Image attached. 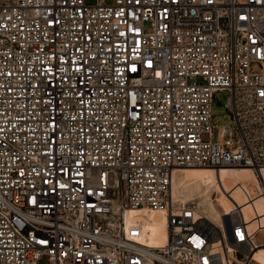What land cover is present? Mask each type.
Returning a JSON list of instances; mask_svg holds the SVG:
<instances>
[{
    "label": "built area",
    "instance_id": "2783aa9c",
    "mask_svg": "<svg viewBox=\"0 0 264 264\" xmlns=\"http://www.w3.org/2000/svg\"><path fill=\"white\" fill-rule=\"evenodd\" d=\"M186 167L264 188V0H0V264H256L264 225L176 200Z\"/></svg>",
    "mask_w": 264,
    "mask_h": 264
},
{
    "label": "bare ground",
    "instance_id": "6f19581e",
    "mask_svg": "<svg viewBox=\"0 0 264 264\" xmlns=\"http://www.w3.org/2000/svg\"><path fill=\"white\" fill-rule=\"evenodd\" d=\"M201 169L205 171L204 173L200 172L201 174L198 176L191 177L192 175L188 174ZM202 175L207 176V178L202 179ZM193 182L196 183L197 189L201 190L199 195L193 196L191 200L195 201L199 198L198 204L203 211L202 213L207 214L209 220L217 222L228 237L226 216H233L236 219L237 212L234 210L236 207L238 210H242L247 220L253 219L254 214H256L257 219L252 221L254 225L259 222L264 225V188L253 168L186 167L178 169L175 171L173 179L174 198L183 202L190 201H186L189 195L183 190ZM202 182H206L208 185L203 188ZM214 192H218L216 198L213 197L212 193ZM246 192L250 194L251 199L248 200ZM136 219H139L143 224L144 240L154 244L164 242L167 234L164 225L166 222L164 213L150 209L130 211L127 221L131 223ZM259 240L264 241L262 238ZM258 257L264 259V246L259 247L254 254L255 262Z\"/></svg>",
    "mask_w": 264,
    "mask_h": 264
},
{
    "label": "rangeland",
    "instance_id": "374dc122",
    "mask_svg": "<svg viewBox=\"0 0 264 264\" xmlns=\"http://www.w3.org/2000/svg\"><path fill=\"white\" fill-rule=\"evenodd\" d=\"M110 1H112V0H110ZM229 95H230L229 90H219L215 94V98H214V102H213V119H212L213 124H214V131H213L212 139L214 141L218 140L219 131H220L221 127L227 125L230 122V117L228 116V109L226 106ZM198 171H192V172H189L188 174H191L192 175L191 177H194V175L198 176L199 174H201L200 172L204 173L205 170L201 169ZM205 178H207V176L202 175V179H205ZM207 185L208 184L206 182L201 183V186L203 188H205ZM200 190L197 189L196 183L193 182L192 184H190L185 190H183V191H186V193L189 195V197L186 199V201L191 200L193 196L197 197L199 195ZM212 194H213V197L216 198L218 192H214ZM198 200H199V198L195 199L196 202H198ZM199 211H200L199 212L200 214H202L203 216L208 218L207 214L202 213L203 212L202 209H199ZM208 220H209V218H208ZM226 220H227V227L229 230L230 225L232 224L230 221L235 220V218L233 216H226ZM210 222H212V223L214 222V224L219 225L215 221L210 220ZM256 263L264 264V259L262 257H258V258H256Z\"/></svg>",
    "mask_w": 264,
    "mask_h": 264
},
{
    "label": "water",
    "instance_id": "95a60500",
    "mask_svg": "<svg viewBox=\"0 0 264 264\" xmlns=\"http://www.w3.org/2000/svg\"><path fill=\"white\" fill-rule=\"evenodd\" d=\"M229 232H230V233H232V232H233V227H232V224L230 225Z\"/></svg>",
    "mask_w": 264,
    "mask_h": 264
}]
</instances>
